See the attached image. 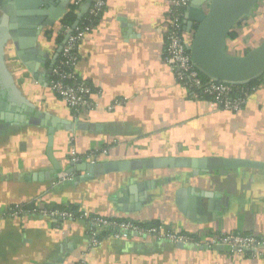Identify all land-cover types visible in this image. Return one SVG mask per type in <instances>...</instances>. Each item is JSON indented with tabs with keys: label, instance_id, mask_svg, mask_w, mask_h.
I'll list each match as a JSON object with an SVG mask.
<instances>
[{
	"label": "crops",
	"instance_id": "crops-1",
	"mask_svg": "<svg viewBox=\"0 0 264 264\" xmlns=\"http://www.w3.org/2000/svg\"><path fill=\"white\" fill-rule=\"evenodd\" d=\"M260 1L233 28L237 38L227 39L229 54L240 56L263 37ZM83 5L50 0L44 18L28 19L29 26L44 22L34 36L10 25L0 10V214L17 205L72 207L196 236L264 237V168H151L87 180H78L83 172L75 170L65 181L52 174L48 122L60 173L75 163L72 154L91 153L94 164L169 158L264 164V74L238 112L220 110L208 98L193 99L163 61L169 0H107L79 44L75 69L90 86L96 109L74 115L48 81L64 42L63 19L75 6L77 26ZM183 35L190 43L192 31L183 29ZM115 102L121 104L109 110ZM25 112L43 124L15 121ZM101 232L100 244L92 246L83 221L0 215V264H264L263 256H237L220 247Z\"/></svg>",
	"mask_w": 264,
	"mask_h": 264
},
{
	"label": "built area",
	"instance_id": "built-area-1",
	"mask_svg": "<svg viewBox=\"0 0 264 264\" xmlns=\"http://www.w3.org/2000/svg\"><path fill=\"white\" fill-rule=\"evenodd\" d=\"M85 0H76L83 5ZM107 0H92L88 9L82 15L75 28H63L64 41L58 59L52 68L49 90L55 94L74 114H86L96 109V104L91 100V88L81 81L75 69L79 58L78 50L81 40L95 26L97 19L103 13ZM190 0H169V9L164 23V50L163 61L171 69L175 80L183 86L193 99L208 98L220 110L229 112L240 111L248 97L256 91L258 86L249 87L247 84L234 86L207 78L203 80L191 60L188 50L189 43L183 35L184 14ZM115 102L109 110L119 106ZM73 162L86 161L94 163L95 154L78 156L72 154ZM73 178L71 174L60 173L58 181ZM39 215L60 220H80L89 228L91 245L97 246L101 240L100 231L110 233L114 238H123L127 235L153 238L166 241L172 245H193L197 248H223L229 253L249 257H264V237L255 234H210L196 236L190 233H181L165 229L159 225H141L131 221H117L92 215L84 211L74 212L66 210H49L44 207L26 209L21 205L9 206L0 214L3 217H17Z\"/></svg>",
	"mask_w": 264,
	"mask_h": 264
},
{
	"label": "water",
	"instance_id": "water-1",
	"mask_svg": "<svg viewBox=\"0 0 264 264\" xmlns=\"http://www.w3.org/2000/svg\"><path fill=\"white\" fill-rule=\"evenodd\" d=\"M92 0H87L80 12L81 16L89 7ZM260 0H190L184 14V29L192 31L188 50L191 60L197 70L206 78L240 86L249 84L259 79L264 74V35L260 42L251 48L246 54L235 56L227 52V37L231 30L243 19L250 16L256 4ZM50 0H0V10L9 16V24L17 25L19 29L27 30L26 35H35L37 26L44 22H36L28 25V21L35 18H44L47 14ZM27 18V20L25 19ZM29 19V20H28ZM25 25H22V23ZM49 23L48 19H45ZM77 21L72 25L75 28ZM195 27V28H194ZM16 33V31H15ZM13 31L9 35L16 36ZM19 34V33H18ZM67 35L64 37V41ZM64 43V42H63ZM63 45V44H62ZM62 46H60L61 50ZM27 122L29 124H43L37 118L27 116L23 113L15 121ZM48 126L47 156L53 166L52 174L58 175L61 168L52 154L53 125ZM224 169L252 166L264 168V164L245 162L240 160H217V159H153L133 162L112 163H71L67 174L76 171L83 172L82 180L91 179L98 175L116 171H134L151 168H192L198 169L221 168ZM179 246V245H178ZM181 246V245H180Z\"/></svg>",
	"mask_w": 264,
	"mask_h": 264
},
{
	"label": "trees",
	"instance_id": "trees-1",
	"mask_svg": "<svg viewBox=\"0 0 264 264\" xmlns=\"http://www.w3.org/2000/svg\"><path fill=\"white\" fill-rule=\"evenodd\" d=\"M76 8L77 7H75V6H71V8H70V10H69V12L67 13V15L65 16V18L63 19V28L65 27V26H67V27H72V25H73V23L75 22V20H76V17H75V14L73 13L74 12V10H76ZM100 18V17H99ZM97 21H98V19H97ZM97 21H96V23H97ZM95 23V24H96ZM195 28V27H194ZM62 38V37H61ZM237 38V33H236V31L235 30H231V32L228 34V37H227V39H236ZM258 44V43H257ZM257 44H255V46L257 45ZM252 48V47H251ZM251 48H249V49H247L246 51H244L243 52V54H241V55H244V54H246ZM201 78L203 79V80H207V78L206 77H204L203 75H201ZM262 78H263V76L262 77H260L259 79H257V80H255V81H253V82H250L249 84H247V86H249V87H252V86H258L259 84H260V82H261V80H262ZM22 206V205H21ZM24 208H26V209H31V208H33V206H23ZM46 209H48V208H46ZM49 210H66V211H74V212H77L74 208H72V207H69V208H54V209H49ZM101 233H103V235L105 234V232H101Z\"/></svg>",
	"mask_w": 264,
	"mask_h": 264
},
{
	"label": "rangeland",
	"instance_id": "rangeland-1",
	"mask_svg": "<svg viewBox=\"0 0 264 264\" xmlns=\"http://www.w3.org/2000/svg\"><path fill=\"white\" fill-rule=\"evenodd\" d=\"M261 3H262V2L260 1V2L257 4L258 6L255 7V12H258V9H257V8L259 7V4H261Z\"/></svg>",
	"mask_w": 264,
	"mask_h": 264
}]
</instances>
